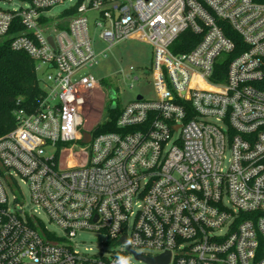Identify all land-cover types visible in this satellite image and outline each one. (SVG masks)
Returning <instances> with one entry per match:
<instances>
[{"label": "built area", "instance_id": "obj_1", "mask_svg": "<svg viewBox=\"0 0 264 264\" xmlns=\"http://www.w3.org/2000/svg\"><path fill=\"white\" fill-rule=\"evenodd\" d=\"M16 2L0 7V40L35 63L41 92L0 139V264H264V0H0ZM90 17L108 48L151 46L156 88L97 135ZM188 32L200 40L180 51ZM227 32L242 41L233 58ZM19 182L36 209L10 198ZM81 233L105 236L97 254L73 242Z\"/></svg>", "mask_w": 264, "mask_h": 264}, {"label": "rangeland", "instance_id": "obj_2", "mask_svg": "<svg viewBox=\"0 0 264 264\" xmlns=\"http://www.w3.org/2000/svg\"><path fill=\"white\" fill-rule=\"evenodd\" d=\"M72 3L66 2L53 7L49 11L50 16H59L65 10H67ZM21 5L26 3L16 2L13 5L0 4L2 9H18ZM90 29L94 32L93 18L90 17ZM93 40L96 53L99 55V64L93 69L89 70V73L96 81L99 82L101 89L94 94L93 101L86 107V128H91L99 118V112L103 97L105 98L103 105V122L108 118L109 108L112 103L116 102L119 108L127 106L130 102L135 101L137 97H142L145 100L156 99V88L154 85L153 76L151 73L153 51L149 44L144 41L131 39L120 42L115 46L108 48L104 42L100 41L98 34H93ZM2 40H0L1 42ZM130 68H134L135 72L132 77H137L138 80L128 79L125 77L129 73ZM46 69V67H44ZM40 70L39 75H41ZM102 81L106 82V85L102 84ZM132 87V88H131ZM111 92H114V98H112ZM72 144L66 147H71ZM79 147H83L81 143L74 149L79 150ZM10 198L14 197L20 202L21 205L26 206L27 209H36L30 200L29 188L22 182H19V187L14 186L12 191H9ZM39 218L43 221L45 226L51 232L63 237L64 232L53 222H50L49 217L43 211H40ZM42 237H45L41 232ZM106 238L102 234L97 233H81L73 241L79 246L80 249H92L93 254H97L105 242ZM135 264H145L138 263Z\"/></svg>", "mask_w": 264, "mask_h": 264}, {"label": "trees", "instance_id": "obj_3", "mask_svg": "<svg viewBox=\"0 0 264 264\" xmlns=\"http://www.w3.org/2000/svg\"><path fill=\"white\" fill-rule=\"evenodd\" d=\"M75 14V10L65 12L62 17L67 18ZM238 45V50L233 58L241 52L242 41L233 32L226 33ZM188 41L189 45L184 46L180 51H187L194 47L200 37L188 32L182 36V41ZM230 59V58H229ZM229 59L220 64V70L226 73ZM106 85L105 81H102ZM39 78L36 72L35 63L24 53L13 52L10 48V40L5 39L0 42V139L12 132L16 128L15 111L19 108L27 110L36 105L40 95ZM20 103V104H18ZM122 108H109L108 119L98 125L94 130V135L108 132H116V121Z\"/></svg>", "mask_w": 264, "mask_h": 264}, {"label": "water", "instance_id": "obj_4", "mask_svg": "<svg viewBox=\"0 0 264 264\" xmlns=\"http://www.w3.org/2000/svg\"><path fill=\"white\" fill-rule=\"evenodd\" d=\"M50 42L52 43V38L49 39ZM111 95H112V98H114V92H111ZM142 97H137V100H141ZM116 108V103H112L111 105V109H115ZM84 140H83V144H88L91 140V135L89 133H84ZM137 258H142L141 256L139 255H136ZM146 263L148 264H167L168 260H169V254L167 255H164V256H161V257H158V258H153V259H150V258H144L143 259Z\"/></svg>", "mask_w": 264, "mask_h": 264}, {"label": "crops", "instance_id": "obj_5", "mask_svg": "<svg viewBox=\"0 0 264 264\" xmlns=\"http://www.w3.org/2000/svg\"><path fill=\"white\" fill-rule=\"evenodd\" d=\"M96 42L94 41V44H95ZM93 98H94V96H93ZM92 101H93V99H92ZM104 101H105V98L103 97V100H102V103H101V108L99 109L100 110V112H99V118H98V121L100 120V119H103L102 118V114H103V105H104Z\"/></svg>", "mask_w": 264, "mask_h": 264}]
</instances>
